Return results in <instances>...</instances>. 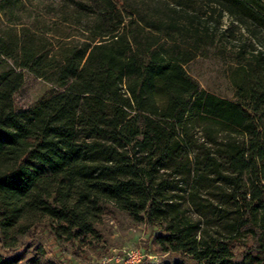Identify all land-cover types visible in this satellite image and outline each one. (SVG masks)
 I'll use <instances>...</instances> for the list:
<instances>
[{
	"label": "trees",
	"instance_id": "1",
	"mask_svg": "<svg viewBox=\"0 0 264 264\" xmlns=\"http://www.w3.org/2000/svg\"><path fill=\"white\" fill-rule=\"evenodd\" d=\"M25 1L0 0V247H87L113 214L165 264H264V52L238 46L234 100L184 68L218 32L264 37V0H52L17 25ZM24 72L54 91L17 112Z\"/></svg>",
	"mask_w": 264,
	"mask_h": 264
},
{
	"label": "rangeland",
	"instance_id": "2",
	"mask_svg": "<svg viewBox=\"0 0 264 264\" xmlns=\"http://www.w3.org/2000/svg\"><path fill=\"white\" fill-rule=\"evenodd\" d=\"M26 11L20 13L15 22L30 23L33 15L43 12L46 5L56 2L52 0H26ZM205 11V8H203ZM44 13V12H43ZM49 21L50 17L45 16ZM223 30L231 20L227 15L221 19ZM7 30V25H3ZM234 26L237 27L236 24ZM6 28V29H5ZM240 30V31H238ZM213 46L206 47L192 62L185 65L186 72L193 77L199 86L207 92L219 97L234 100V88L231 81V68L238 46H245L244 52H264V37L252 36L243 28H236L234 35L221 36ZM54 91V86L42 79L36 78L29 72H24V83L14 95V106L17 112L30 109L35 104L47 98ZM101 239L93 241L87 247H75L69 243H57L48 232L39 227L29 235L20 238L15 250L0 247V261L14 255H21L24 260L34 255V249L41 247L44 258L50 264H104V257H108L112 250H139L145 256L139 264H165L169 256L163 254L154 244L155 231L141 226H135L119 215L107 214L100 229ZM20 247V248H19ZM11 253V254H10ZM23 264V263H21Z\"/></svg>",
	"mask_w": 264,
	"mask_h": 264
},
{
	"label": "built area",
	"instance_id": "3",
	"mask_svg": "<svg viewBox=\"0 0 264 264\" xmlns=\"http://www.w3.org/2000/svg\"><path fill=\"white\" fill-rule=\"evenodd\" d=\"M104 257V264H139L145 257L139 250H112Z\"/></svg>",
	"mask_w": 264,
	"mask_h": 264
}]
</instances>
